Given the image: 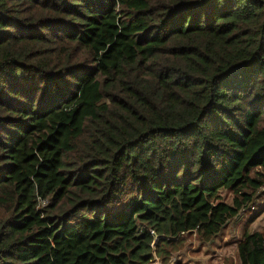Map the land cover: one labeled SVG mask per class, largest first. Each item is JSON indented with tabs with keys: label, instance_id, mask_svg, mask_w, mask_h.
Wrapping results in <instances>:
<instances>
[{
	"label": "trees",
	"instance_id": "1",
	"mask_svg": "<svg viewBox=\"0 0 264 264\" xmlns=\"http://www.w3.org/2000/svg\"><path fill=\"white\" fill-rule=\"evenodd\" d=\"M263 196L264 0H0V264H171Z\"/></svg>",
	"mask_w": 264,
	"mask_h": 264
},
{
	"label": "rangeland",
	"instance_id": "2",
	"mask_svg": "<svg viewBox=\"0 0 264 264\" xmlns=\"http://www.w3.org/2000/svg\"><path fill=\"white\" fill-rule=\"evenodd\" d=\"M223 197L231 204V196L227 192L223 193ZM256 216L254 222L249 224L248 230L250 233H264V196L240 220L229 223L220 236L210 244L203 243L196 236L188 237L185 249L179 256L173 258L171 264L177 261L182 262L181 264H239L238 259L235 261L238 242L246 224Z\"/></svg>",
	"mask_w": 264,
	"mask_h": 264
},
{
	"label": "built area",
	"instance_id": "3",
	"mask_svg": "<svg viewBox=\"0 0 264 264\" xmlns=\"http://www.w3.org/2000/svg\"><path fill=\"white\" fill-rule=\"evenodd\" d=\"M151 264H161L159 259H155Z\"/></svg>",
	"mask_w": 264,
	"mask_h": 264
},
{
	"label": "crops",
	"instance_id": "4",
	"mask_svg": "<svg viewBox=\"0 0 264 264\" xmlns=\"http://www.w3.org/2000/svg\"><path fill=\"white\" fill-rule=\"evenodd\" d=\"M236 259H237V254H236V257H235V261H236Z\"/></svg>",
	"mask_w": 264,
	"mask_h": 264
}]
</instances>
